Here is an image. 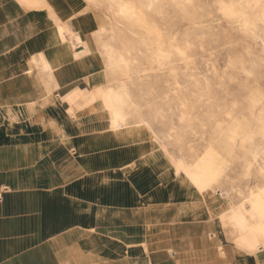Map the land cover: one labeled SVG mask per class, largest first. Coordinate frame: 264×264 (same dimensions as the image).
I'll use <instances>...</instances> for the list:
<instances>
[{
    "label": "crops",
    "instance_id": "crops-1",
    "mask_svg": "<svg viewBox=\"0 0 264 264\" xmlns=\"http://www.w3.org/2000/svg\"><path fill=\"white\" fill-rule=\"evenodd\" d=\"M0 80V264H171L166 260L170 252L161 247L166 241L202 237L190 233L187 223L147 226L156 223L133 219L140 209L166 211V198L149 197L161 192L152 186L156 179L149 170L113 180L129 172L137 158L145 160L141 150L149 140L142 147L109 131H95L106 137H89L92 132L54 121L53 108L36 109L35 117L29 98L8 91L7 79ZM103 139L111 149L96 146ZM91 142L94 147L87 146ZM119 143L125 147L123 159ZM208 247L203 259L197 246L187 248L190 259L180 264H217L216 250ZM258 255L239 259L259 264Z\"/></svg>",
    "mask_w": 264,
    "mask_h": 264
},
{
    "label": "bare ground",
    "instance_id": "bare-ground-1",
    "mask_svg": "<svg viewBox=\"0 0 264 264\" xmlns=\"http://www.w3.org/2000/svg\"><path fill=\"white\" fill-rule=\"evenodd\" d=\"M39 9L45 11L44 24L37 18ZM70 20L77 23V31L70 26ZM25 41L21 49L10 48ZM0 56H5V59L0 58V78L7 79L6 89L27 96L35 117L36 109L53 108L50 115L54 121H64L65 125L72 126L77 124L82 129L85 127L86 132L109 131L119 137H132L136 143L155 140L153 119L145 113L148 104L136 97V90L142 89L135 82L137 61L131 50L118 42L116 30L103 7H93L88 0H0ZM16 58L21 64L13 63ZM3 82L0 80V84ZM160 113L161 110L154 111L155 116ZM258 127L256 124L252 131ZM257 138L245 140L242 137V140L255 146L256 163L264 170V145L256 146ZM158 150L153 145L144 144L141 156L160 173L166 165L163 153ZM208 161L201 160L197 165L209 167ZM200 172L192 170L191 175L185 172L181 178L184 190L177 200L183 203H180L182 212L166 210L164 214L161 209L162 212H157L160 216L155 218V210L151 209L148 214L140 209L133 219H139L140 223L142 220L156 223L147 226H181L182 216H190L196 208H205L209 222H201V226L190 233L197 229L203 233L212 231L217 256L223 253V258H227L238 251L259 254L258 262L264 264V211L257 199L250 195L245 203L226 207L218 197L202 193L199 196L196 190L204 187L202 179L209 175ZM193 223L196 224L195 221L190 224ZM206 242L200 250L213 243ZM194 246L196 244L183 238L182 243L168 240L161 247L166 253L170 252L167 261L179 264L186 249Z\"/></svg>",
    "mask_w": 264,
    "mask_h": 264
},
{
    "label": "rangeland",
    "instance_id": "rangeland-1",
    "mask_svg": "<svg viewBox=\"0 0 264 264\" xmlns=\"http://www.w3.org/2000/svg\"><path fill=\"white\" fill-rule=\"evenodd\" d=\"M207 2L211 3V0H207ZM103 10L107 14V9L103 8ZM44 15V9L37 11V18L41 24L45 23L46 17ZM216 19L220 22L215 26L217 30L210 34L209 39L204 42V51H200L198 46L193 53H189V57L194 58V66L201 73H213V75L208 76L212 82L210 88H190L188 86L185 69L189 66L186 63H181L182 58L179 57L178 53H174L171 60L165 62L164 67L161 68L160 65L150 62L146 55L141 54V52H145V49L140 46L135 37L124 29L116 30L120 45L130 49L137 61L138 75L135 76V82L144 90H136V97L143 104H148L145 113L152 117V126L156 134L155 140L148 143L163 153L162 158L166 167L164 171L158 173L154 171L151 165L144 162V159L137 158L134 167L132 166V169L127 172V176L125 173L124 176H117L113 179L126 180L130 173L137 174L140 171L149 170L156 179L152 186L156 185L158 189H161V192H156V195L151 194L149 197L153 200L166 198L165 206L169 212H182L183 206L181 204L183 203L177 200L182 196L184 190V185H181V178L184 177L185 172L187 175H191L192 170L193 172L201 171L205 176L209 174L207 179H202L201 183L204 187L201 190H196L199 196L202 193L204 196L218 197L226 207H229L243 204L250 195H253L258 201L259 207L264 211V170L256 163L255 146H249L242 140V133L245 128L252 131L253 127L259 124L257 118L260 114V108L257 107L254 112L248 110L250 107L248 98L252 91L249 86L255 84L264 89V67H257L253 70L250 56L245 51V41L247 44H252V42L242 34L233 31L227 21H222L220 17H216ZM54 20L57 19L54 18ZM70 25L74 31L78 30L74 20H70ZM187 27H189L187 22L179 23L177 30L183 32ZM229 45L234 46L228 47ZM260 54V46L252 44L251 57H258ZM238 56L245 61L244 68L248 75L240 74L237 77L239 82L232 83L224 75L223 70L230 59H235ZM203 60L211 61L212 66L206 67ZM229 75L236 76V73L230 70ZM245 81H247V85H245ZM83 90L86 91V89ZM155 110H161L160 115L155 116ZM234 121L240 124L239 129L233 123ZM229 124H232L233 127L230 131H226V126ZM73 127L76 128V131L77 128L82 129L77 124ZM84 130H86L85 127L82 129V133H87ZM91 132L92 134L87 136H108L97 134L95 131ZM257 137L256 146L264 145V137L260 135ZM138 143L142 144L143 142ZM96 144L97 147L104 149H111L112 147L106 141H99ZM87 146L94 147L95 142L88 143ZM119 148L123 159L122 153L125 152V147L120 146L119 143ZM137 153L139 154V150H135V155H138ZM201 160H209L210 166L201 167V169L197 165ZM159 216L156 211L154 217ZM164 218H168V216H164ZM180 219L182 220L181 224L187 223L189 232L200 227L201 222H209L205 208L201 209V207L194 209L190 216H182ZM193 221L196 224H190ZM210 233L212 231L203 233L201 229H197L193 233L203 234L198 241H192L197 246L200 259L204 258L203 255L205 254L200 249L203 243H207L206 241L213 242L208 249L216 250L215 234ZM204 234L210 235L206 238ZM214 252L217 256V251ZM249 254L252 255L238 251L234 255L230 254L227 258H223V253H219L214 259L217 264L238 262L247 264L242 262L239 256H248ZM189 255V252L182 254L179 264L186 260L189 261Z\"/></svg>",
    "mask_w": 264,
    "mask_h": 264
},
{
    "label": "clouds",
    "instance_id": "clouds-1",
    "mask_svg": "<svg viewBox=\"0 0 264 264\" xmlns=\"http://www.w3.org/2000/svg\"><path fill=\"white\" fill-rule=\"evenodd\" d=\"M93 7L107 9L113 29H124L135 37L145 52L150 62L164 67L174 53L181 57V63L189 67L185 69L186 80L190 88H210L212 82L208 79L213 73H201L194 66V58L189 57L199 46L204 51L203 44L214 33L216 25L227 21L229 27L258 44L261 54L251 57L252 44L246 43L245 51L250 56L252 69L264 67V0H88ZM215 9V11H213ZM187 22L189 27L183 32L178 31L179 23ZM229 45L228 47H233ZM203 59V58H201ZM206 67H211L212 62L203 60ZM245 61L242 57L230 59L224 68V75L232 83H238L240 74L248 75L244 68ZM236 76L229 75V71ZM247 85V81L244 82ZM252 91L249 96V111L254 112L260 108L257 118L260 127L255 131L244 129L242 135L245 140L254 139L260 135L264 137V89L258 85L249 86ZM239 129L240 124L233 122ZM233 125L226 126L230 131Z\"/></svg>",
    "mask_w": 264,
    "mask_h": 264
}]
</instances>
